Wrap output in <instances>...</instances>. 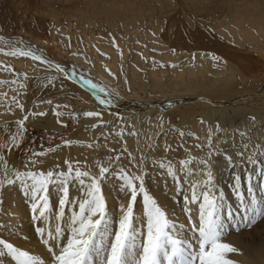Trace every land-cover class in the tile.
Instances as JSON below:
<instances>
[{
	"label": "bare ground",
	"instance_id": "6f19581e",
	"mask_svg": "<svg viewBox=\"0 0 264 264\" xmlns=\"http://www.w3.org/2000/svg\"><path fill=\"white\" fill-rule=\"evenodd\" d=\"M22 7L24 13L19 15V24L37 30H44L47 26L51 28L50 37L30 39L25 33L17 36L0 33L6 45L10 41H22L24 47L32 46L55 62L46 52L52 44L55 50L90 70L95 79L105 82L112 97L123 103L126 116L122 121L130 123L131 130L145 124L142 131L149 135L147 142L158 138L160 147H175L179 143L187 149L178 150L175 155L181 160L193 161L192 166L180 173L185 181L200 179V173L205 169L199 161L208 159L211 153L213 175L220 190L229 197L228 203L236 204L233 191L236 176L240 177L241 190L247 197V179L251 175L255 194L260 197V185L264 184L261 175L264 156L254 157L255 165L248 163V156L257 145L264 147V0H21L16 6L17 14ZM13 8L9 3L0 7V29L15 25ZM75 72V81L83 86V76ZM0 81H3L0 83V140L3 131L26 113L20 111L13 97L27 110L28 94H31L33 108L30 107L29 119L25 121L26 128L58 133L77 112L79 127L73 134L76 136L101 119L85 118L83 113L87 110L81 109L87 103L97 101L96 95L103 96V93L89 87L87 92L39 61L9 57L0 52ZM21 83H26V89L19 87ZM42 83L48 84L45 93L50 95L46 94L44 102H35ZM147 100L162 103L160 118L154 117L155 110L149 114L152 117L144 114L143 103ZM57 117L61 124L56 121ZM104 121L101 128H109L114 123L108 116ZM217 124L219 133L216 132ZM115 126L114 130L120 125ZM210 129L211 147L208 146ZM181 131L185 133L183 137L179 135ZM152 132L156 137H151ZM240 132L245 135H239ZM197 144L201 147L197 148ZM207 150L210 152L206 153ZM160 151L167 156L174 150L169 149L170 153ZM226 155L232 158L231 166ZM151 176L153 191L159 202L172 212V220L185 222L186 215L181 211L183 197L180 196L177 202V197L172 195L173 180L166 175V170L158 166ZM75 182H70V194L74 199L81 192L80 185ZM115 185L116 181L110 178L104 186L110 210L118 208L119 199L124 202L122 196L118 199ZM17 192L10 188L3 197L0 226L4 237H7L13 220L10 218L9 221L7 214L21 212L17 207L13 209L20 201ZM59 195V186H54L52 201L56 202ZM139 210V205L135 206L137 215ZM25 220L22 231L29 242L26 239L27 243H14L31 253L43 252L39 237L29 229L31 227ZM223 242L238 250L228 256L235 264H264V219L251 227L233 228L225 234Z\"/></svg>",
	"mask_w": 264,
	"mask_h": 264
},
{
	"label": "snow or ice",
	"instance_id": "6c2138e0",
	"mask_svg": "<svg viewBox=\"0 0 264 264\" xmlns=\"http://www.w3.org/2000/svg\"><path fill=\"white\" fill-rule=\"evenodd\" d=\"M0 52L14 58H31L55 73L63 74L65 79H77L74 66L69 71L60 63L46 58L42 51L32 46L24 47L22 41H10L7 50L0 48ZM80 75L83 76V73ZM27 79L25 75L24 80ZM82 83L104 94L96 95L100 105L114 104L112 94L103 85L87 78ZM19 87L26 89V83H21ZM13 100L25 113L24 105L15 97ZM56 115L59 116V112ZM83 116L96 118L101 116V112L85 111ZM28 119V115H23L17 121L16 133L8 141L0 143V153L21 150L25 121ZM92 126L96 127L95 124ZM219 131L217 124L216 132ZM179 135L183 137L185 133L181 131ZM239 135L244 136L245 133L240 132ZM68 143L65 141V144ZM208 146H212L211 129ZM196 147L200 148L201 145L197 144ZM164 150L168 152L169 147L166 146ZM123 151L127 152V148ZM42 155L45 153L32 152L26 160L13 167L0 155V204L10 188L22 195L30 206L31 221L36 223L34 232L44 249L41 253L23 250L14 243L13 234L10 233L7 237H0V264H235L228 256L238 250L223 242L225 234L233 228L251 227L264 219V184L260 185V197L257 198L249 175L246 197L241 190L240 177H234L236 204L228 203L227 194L217 190V181L210 165L211 153L208 159L199 161L205 171L195 182L185 181L180 175L186 167L192 166L191 159L179 160L175 167L171 162L167 165L161 162L159 165L161 169L166 168V175L173 180L172 195L177 197V202L180 196L183 197L181 211L186 215L183 223L172 220V212L159 202L146 183L143 168L141 173L133 174L126 167L116 166L120 162L119 155L109 156L106 163H99L97 174L74 168L68 160L64 162L66 171L38 170ZM256 156H264V147L257 145L248 156V163L255 165ZM131 159L133 157L129 153ZM225 159L228 165L233 164L230 156L226 155ZM142 162L143 157L141 166ZM261 175L264 176V169ZM110 177L116 181L118 199L122 196L124 200L117 209L112 210L104 193V181ZM70 181H78L81 186L83 194L78 199L70 194ZM57 185L60 195L53 202V187ZM137 205L140 207L138 215L135 213Z\"/></svg>",
	"mask_w": 264,
	"mask_h": 264
},
{
	"label": "rangeland",
	"instance_id": "374dc122",
	"mask_svg": "<svg viewBox=\"0 0 264 264\" xmlns=\"http://www.w3.org/2000/svg\"><path fill=\"white\" fill-rule=\"evenodd\" d=\"M7 1L8 0H0V7L1 6L3 7L8 3L11 4L12 8L14 7L13 10H14V18L16 20V23L14 26H12L8 29H0L1 34H3V35L5 34L7 36H11V35L14 36L16 34L25 33L26 34L25 36L31 37L30 39H47L50 37L51 28H49L47 26L45 27L44 30H41V29L37 30V29H34L33 26H23V25L19 24L18 21H19L20 16H23L24 8L22 7L20 13L17 14L16 6H18L20 4L21 0H9L8 2ZM10 1L11 2L13 1V3H11ZM25 15L28 17V13ZM0 44H1L0 48L7 50V45H6L7 42L5 40L0 39ZM46 52L53 57L55 62L63 64V65H67V66L71 67V69L74 66L76 71H78L79 73H83L84 79H86V78L91 79V80H93V82L103 85L106 89V84L103 80L95 79L92 76L90 70H88L87 68H84L82 66H79L77 63H75V61L73 62V59L70 56H67L66 54H62L58 50H55L54 45H52V44L49 45V47L46 48ZM66 80L68 81V79H66ZM69 80L72 81L74 84L78 85L81 89H84L85 91L88 90L87 88L80 86V84L77 83L76 81H73L72 79H69ZM46 86H48V84L47 85L43 84L42 86L39 87L41 89H40V91H38V93L35 96V99H34L35 102L46 101L47 95H50V93H48V94H47V92L45 93V91L47 89ZM87 92H89V90ZM28 97H29V100H28V107L29 108H27L25 115L29 116L31 113V110L33 108V104L30 101L31 94H28ZM143 104H144V107L142 110L144 111V114H146L149 117H152L153 115H149V114H151L155 110V111H157V113H156V116H154V117L160 118V116H161L160 115V109H161V104H162L161 102L147 100ZM153 104H154V106H152ZM122 105H123V103L121 101L115 100V99H114V104L112 105V107L100 105L95 100L92 103H87V105L84 108H82L81 110L82 111L83 110L99 111V112H101V116H100L101 119L99 121L93 123L96 125V127H93L92 126L93 124H91L89 127H86L83 130L82 135L73 136L74 132L79 127L78 121L76 119L77 118V112H75L70 117L69 121L65 125V128L58 133L44 132L41 130L34 129L33 127H27V128L25 127L26 131L23 133L24 139L21 143V150H12V151L5 150V152L0 153V155H3L5 157V159L8 161L9 166L13 167V166L19 165L22 160H26V157L29 156L32 152H43V153H45V155H42L39 157L40 163L38 165V170L57 169V170L66 171L67 165L64 162L66 160H68V161L73 163L74 168L78 167L82 171L86 170V171H89L93 174L98 173V164L99 163H101V162L106 163L109 156L115 157L116 155H119L120 156V163L118 162L116 166L117 167H121V166L126 167L128 169V171L133 173V174L141 173L140 170L143 168V172L146 173V177H147L146 183L148 184V186L151 188L152 192L154 193L153 187H152V184L150 183V181L152 178L151 175H152L153 171L155 170V168H157L161 162H163L165 165H167L169 162H171L172 165L175 167L177 165V162L179 160H181L179 158V156H177V157L175 156V155H177L176 153L178 152V150L179 151H182V150L185 151L187 149H185L183 146L181 147V145L179 143H177V146H175V147L172 146L173 149H172L171 145L169 146V149L174 150L175 152L172 151V153H170V151H168L170 153L169 155H167L168 157L164 153H161L160 149H162V152H164L165 146L161 145V147H160V145L158 144V142L156 140L158 138H152L150 140V142L146 141L149 139L148 138L149 135L143 134L144 131H142L145 129V126H144L145 124L141 123V127H139V129L131 130V128H130L131 124L123 122L124 121L123 119H125L126 114H124L125 109L122 108L123 107ZM30 107H32V108H30ZM81 110H80V112H81ZM56 112L57 111L54 112L55 115H56ZM106 116L112 118V121L114 123L113 124L111 123L110 127H112L113 130L110 127L109 128L107 127L108 129L107 128H101L102 125H104V122H105L104 118ZM56 121L61 124V121L58 117L56 118ZM115 121L118 124H116ZM117 121H119V122L122 121V122L119 124V122H117ZM123 123L126 125H124ZM114 124L120 125V126H117V128L114 130V127H113V126H115ZM17 127H18L17 121L14 122L12 125H9L7 127V129L3 131V134H2L3 137L0 140V143H4L5 141H8L10 139L11 135L16 133ZM127 127H129V129H127ZM120 128L122 129L121 131H119ZM12 129H14L13 132L11 131ZM96 129H98V130H96ZM102 131H103V133H102ZM125 131H127V132H125ZM140 131H142V133ZM115 132H117V133H115ZM153 133L154 132H152L151 137L154 136ZM98 135H100V136H98ZM118 135H121V136H118ZM144 135H145V137H144ZM115 136L117 139L114 138ZM92 137L93 138L95 137L94 139H96L97 141H95ZM119 137L121 140L119 139ZM154 137H156V136H154ZM112 138H114V139H112ZM65 141H68L70 143L65 144ZM110 141H112V142H110ZM88 145H91V147H88ZM150 145H151V148H149ZM156 146L159 150H157ZM125 147L127 148V152L123 151V149ZM84 148H86V149H84ZM73 149H75L76 151ZM155 149H156V151H155ZM151 150L153 151L152 154L150 153V152H152ZM201 151L205 152V150L204 151L201 150ZM209 152H210V150L206 151V153H209ZM129 153H131V156L133 157V159H131L130 161H129ZM148 154H149V156H148ZM161 154H163V155H161ZM200 156H202V155H200ZM142 157H143V162H142V166H141V158ZM125 163H126V165H125ZM148 163H150V164H148ZM127 165H129V166H127ZM133 165H135V167H133ZM154 165H156V166H154ZM163 170H166V168ZM150 171H152V172H150ZM110 178H109V180H110ZM200 178H201V176H200ZM195 181H196V179L194 178L193 182H195ZM216 181H217V190H220V188L218 187L217 178H216ZM70 182H72V181H70ZM75 183L79 184L78 181H76ZM106 183H107V181H104V185H106ZM86 185H87V180L85 181L84 187H86ZM70 188H71V184L69 186V191H70ZM79 189H81V186ZM79 193H80V195L83 194L82 192H79ZM17 194H19V196H20V201L15 205V207L13 209H15L17 207L16 209L19 208L18 210L21 212L19 214L16 212L15 213L11 212L13 215L10 213L7 214L9 221H10V218H12L13 220L10 221V225L8 227V233L6 235L9 236V234L12 233L13 237H14V242L27 243V241L29 242V239L25 237L24 232L22 231V229H24L22 227L25 226L24 220L27 218V221L26 220L25 221L31 227V228H29V227L28 228L31 229L34 234H35L34 229L36 227V223L31 221L29 204L26 202V200L22 197V195L19 192H17ZM53 198L54 197L52 196L51 199L53 200ZM78 198L79 197H76L75 199H78ZM118 202L122 203L123 201H122V199H119ZM18 205H20V207ZM2 207H3V203L0 205V211H1L0 212V220H1ZM23 213H24L25 217H24V215L20 216V214H23ZM15 215H17V216H15ZM0 223H1V221H0ZM1 230H2V228L0 226V237H4L1 235ZM26 239H27V241H26Z\"/></svg>",
	"mask_w": 264,
	"mask_h": 264
},
{
	"label": "water",
	"instance_id": "95a60500",
	"mask_svg": "<svg viewBox=\"0 0 264 264\" xmlns=\"http://www.w3.org/2000/svg\"><path fill=\"white\" fill-rule=\"evenodd\" d=\"M77 80V79H76ZM82 85L85 87V88H88V86L87 85H84L83 83H82Z\"/></svg>",
	"mask_w": 264,
	"mask_h": 264
}]
</instances>
